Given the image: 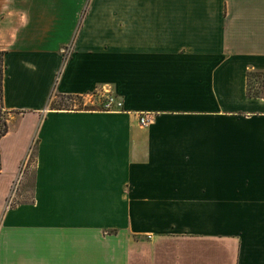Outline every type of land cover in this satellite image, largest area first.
<instances>
[{
  "label": "crops",
  "instance_id": "obj_1",
  "mask_svg": "<svg viewBox=\"0 0 264 264\" xmlns=\"http://www.w3.org/2000/svg\"><path fill=\"white\" fill-rule=\"evenodd\" d=\"M0 51V264H264V0H0Z\"/></svg>",
  "mask_w": 264,
  "mask_h": 264
},
{
  "label": "rangeland",
  "instance_id": "obj_2",
  "mask_svg": "<svg viewBox=\"0 0 264 264\" xmlns=\"http://www.w3.org/2000/svg\"><path fill=\"white\" fill-rule=\"evenodd\" d=\"M252 84L254 85L253 86L254 90H260L264 94V73H255V75L252 77ZM101 88H103V86L98 87L97 89L89 92L93 94V98H94L93 102L92 101L86 102L84 95H60L59 93L55 92L53 94L51 105L52 107H63V108L66 107V108H77V109L111 111V110L105 109V107L103 106V103H104L103 97L99 96V92L101 91ZM89 93H86V94H89ZM12 115L14 116V119H13L14 122L12 123V125L16 124L18 118L20 117V114L18 112H14L11 114L10 111H7L4 109L0 113V120H4L5 118H7V121L9 123V118H11ZM9 127H10V124H9ZM33 148L31 147L32 153L30 157L31 166H30V171H29L30 173L29 177H31V175L34 172V168H33L34 162L33 161L35 160V147L33 146ZM30 182L31 180H27V177L23 178L21 182L17 181L15 189L18 190V192L15 195H12L9 199L12 204H16L18 202L28 200L31 198L30 194L21 195V192H20V189L28 187L30 185Z\"/></svg>",
  "mask_w": 264,
  "mask_h": 264
},
{
  "label": "built area",
  "instance_id": "obj_3",
  "mask_svg": "<svg viewBox=\"0 0 264 264\" xmlns=\"http://www.w3.org/2000/svg\"><path fill=\"white\" fill-rule=\"evenodd\" d=\"M86 102H93V94L89 93L84 95ZM99 96L103 97V106L107 110L117 111L124 110V101L119 97L118 94L114 93L110 87L103 86L99 92ZM155 115L151 111L140 112L139 121L142 125H149L153 122Z\"/></svg>",
  "mask_w": 264,
  "mask_h": 264
},
{
  "label": "trees",
  "instance_id": "obj_4",
  "mask_svg": "<svg viewBox=\"0 0 264 264\" xmlns=\"http://www.w3.org/2000/svg\"><path fill=\"white\" fill-rule=\"evenodd\" d=\"M3 52L0 51V113L4 110L3 105V72H4V61H3ZM255 73H264V71H250L248 73V95L249 96H264L262 91L260 90H254L253 84H252V77L255 75ZM10 130L9 123L7 121V118L4 120H0V138L7 134Z\"/></svg>",
  "mask_w": 264,
  "mask_h": 264
}]
</instances>
